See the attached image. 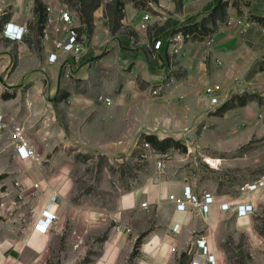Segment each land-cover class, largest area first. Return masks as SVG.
I'll list each match as a JSON object with an SVG mask.
<instances>
[{"label": "rangeland", "instance_id": "1", "mask_svg": "<svg viewBox=\"0 0 264 264\" xmlns=\"http://www.w3.org/2000/svg\"><path fill=\"white\" fill-rule=\"evenodd\" d=\"M87 1L81 0L89 5L94 2ZM233 3L234 11H226L215 25L208 20L212 31L187 40L196 41L200 45L197 51L206 55L208 77L206 83L192 80L186 107L180 103L174 113L166 111L174 115L175 122L157 133L150 130L159 138L171 136L178 141L165 152L143 144L139 137L128 153L108 154L81 141L89 137L81 130L82 123L88 122L87 113L59 111L49 102L40 111L43 103L26 100L25 92L16 100L0 103L4 122L0 136V264H137L141 243L152 227L162 226L166 216L158 223L160 217L152 205L121 208V194L158 178L171 188L186 180L219 199L235 198L241 184L264 176V0L255 2L260 8H251L250 0ZM115 14L110 16L113 27ZM213 51L222 60L215 71ZM169 61L176 64L172 71L178 78L187 77V67L180 60L170 57ZM190 68L193 76L199 74L197 65ZM214 83L219 85V103L209 105L203 90ZM201 87L203 93H197ZM154 107L151 114L156 113ZM132 112L125 106L113 119ZM108 116L96 115L90 122L105 129L111 124ZM16 124L34 148L30 158L21 159L16 153L17 140L12 134ZM110 137L105 130L100 139ZM158 158L161 167L156 166ZM247 196L255 205L248 230L229 210L206 232L217 264H264V185ZM51 203L57 205L58 218L40 255L26 242L42 206ZM142 232L145 235L133 254L136 237ZM203 232L194 231L193 240ZM189 249L172 264H190Z\"/></svg>", "mask_w": 264, "mask_h": 264}, {"label": "crops", "instance_id": "2", "mask_svg": "<svg viewBox=\"0 0 264 264\" xmlns=\"http://www.w3.org/2000/svg\"><path fill=\"white\" fill-rule=\"evenodd\" d=\"M36 1L40 3L38 8H35ZM71 1L0 0V103L5 99L16 100L25 92L26 100L43 103L40 111H44L46 102H49L55 104L59 111L87 113L88 122L82 123L81 130L89 137L81 141L92 143V147L96 146L108 154L128 153L141 132L151 130L157 133L159 128L175 122L174 115L169 116L166 111L174 113L180 103L187 106L186 97L193 90V79L205 80L206 83V55L197 51L200 45L196 41H186L182 50L174 53L168 47V36L178 26L191 23L210 11L218 0H146L144 5L135 4L132 0H100L92 9L81 0L76 4ZM256 1L250 0L251 8H260ZM227 2L226 11H234L233 0ZM63 10L70 12L71 24L78 34L81 47L75 55L56 46L57 41H66L70 25L60 16ZM114 12L117 23L113 27L110 16ZM144 12L151 16L146 27H141ZM40 14L43 15L42 20L39 19ZM7 21L26 28L21 39L11 40L3 36L2 29ZM156 38L162 41L157 49L153 48ZM50 52H56L54 60L48 59ZM170 57L187 67L186 78H178L172 71L176 64L169 61ZM221 61L216 54L212 71ZM195 65L199 74L193 76L190 67ZM153 88L157 93L151 92ZM3 92H11L13 96L4 98ZM197 93H203L202 87ZM153 105L156 113L151 114ZM125 106L130 107L132 114L114 120L113 114ZM106 113L111 120L109 127L103 129L91 124L90 120L96 119V115ZM147 115H152V118L147 120ZM105 130L111 137L101 140ZM183 183L189 181L184 180L178 187L171 188L157 178L119 196L121 208H139L140 202L147 200V205L141 207L154 206L160 217L158 223L162 215L166 216L162 226L152 227L141 243L137 264H172V260L187 248H190L187 251L190 260H205L194 245L192 233L203 230L205 233L200 235L205 236L210 248L206 232L217 224L225 211L213 205L210 213L202 216L175 209L167 194L180 193ZM246 198L251 200L248 196ZM44 207L56 215L53 225L49 229L34 226L30 240L26 242L40 255L58 218L55 203ZM234 216L242 223L243 229H249V215ZM41 218L40 214L37 219ZM175 222L179 226L173 231L171 227ZM210 251L213 252L211 248Z\"/></svg>", "mask_w": 264, "mask_h": 264}, {"label": "built area", "instance_id": "3", "mask_svg": "<svg viewBox=\"0 0 264 264\" xmlns=\"http://www.w3.org/2000/svg\"><path fill=\"white\" fill-rule=\"evenodd\" d=\"M60 16L70 25L67 27L66 41L59 40L56 42V46L59 49L70 51L75 55V52L80 49L81 46L80 42L77 39V31L75 30L74 25L71 24V14L67 10H63ZM150 16L151 15L149 12H144V21L140 23L141 27H146L148 18ZM48 20H50V18H48ZM187 24L189 23L180 25L169 33L168 47L170 51L174 53L180 52L184 43L191 37V33L184 32L180 28ZM25 30L26 28L23 25H18L7 21L4 23L2 33L3 36L7 37L8 39L18 40L23 37ZM161 44V38H156L153 43V48L157 49ZM56 55V52H50L48 55V59L54 60L56 58ZM218 88L219 85L217 83L204 87L203 91L206 96V101L209 103V105H216L219 103V93L217 92ZM151 92L157 93V89L153 88L151 89ZM106 100L109 101V97H106ZM3 124L4 122L0 117V136ZM12 134L13 137L17 140L16 153L18 157L21 159H27L33 156L34 148L29 144V141L23 133L22 128L19 124L14 125ZM143 144L150 146L147 142H144ZM143 154L146 155L145 153ZM160 155L162 157L165 155V153H160ZM156 166H162V160L160 158L156 160ZM261 185H264V176L241 184L239 186L238 197L219 199L210 190H199L190 183H183L180 193L169 192L167 194V198L174 203L175 209L185 211L187 213L205 216L210 213L213 205H218L220 210H231L237 217H241L249 215L254 211V203L246 197L249 192L258 189ZM140 205L146 206L147 200L141 201ZM41 215L42 218L35 223V226L39 229H49L53 225L56 219V215L46 207L42 209ZM178 226L179 223L175 222L171 227V230H177ZM195 244L196 248L198 249L197 251L200 253V255L203 256V258H205V260L197 261L193 259L190 261V264H217L216 256L213 252L210 251V248L207 244V239L204 235H198L195 238Z\"/></svg>", "mask_w": 264, "mask_h": 264}, {"label": "trees", "instance_id": "4", "mask_svg": "<svg viewBox=\"0 0 264 264\" xmlns=\"http://www.w3.org/2000/svg\"><path fill=\"white\" fill-rule=\"evenodd\" d=\"M93 1V0H90ZM100 0H94V2L92 4L88 5L90 7V9L94 8L95 6L98 5ZM135 4H139L141 3L140 1L137 0H132ZM118 4H122L121 1L117 2ZM142 4V3H141ZM228 2L227 0H218L213 7L210 9V11H208L207 16H203L201 21H193L187 25H184L182 27H180L184 32H189L191 33V37L192 38H197V37H202L204 34H207L209 31L213 30V26L216 23V20L222 19L226 13V6H227ZM87 5V6H88ZM40 6L39 1H36L35 3V8H38ZM39 19L42 20L43 19V15L40 14L39 15ZM208 20H210V22L212 23V25L208 24ZM2 96L4 98H9L11 96H13V93L11 92H3ZM244 100L241 99V103H243ZM227 103H224L222 105V107H226ZM140 141L142 143L147 142L149 143V145H151L153 148H157L159 152H165V148L167 146H170L174 143H177L178 141L176 139H174L171 136H166L163 138H159L157 137L156 134L154 133H149V132H141L140 134ZM185 147V146H183ZM145 235L144 232L140 233L137 235L134 246H133V254H136L138 252V248L139 245L142 241V237ZM186 255V251H181L180 256H184Z\"/></svg>", "mask_w": 264, "mask_h": 264}]
</instances>
